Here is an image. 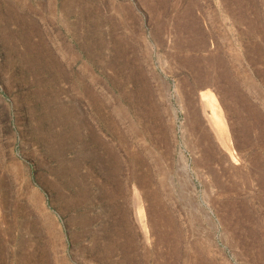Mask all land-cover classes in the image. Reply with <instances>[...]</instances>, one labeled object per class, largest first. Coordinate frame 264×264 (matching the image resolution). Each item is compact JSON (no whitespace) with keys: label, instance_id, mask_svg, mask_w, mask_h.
Returning <instances> with one entry per match:
<instances>
[{"label":"rangeland","instance_id":"1","mask_svg":"<svg viewBox=\"0 0 264 264\" xmlns=\"http://www.w3.org/2000/svg\"><path fill=\"white\" fill-rule=\"evenodd\" d=\"M0 264H264V0H0Z\"/></svg>","mask_w":264,"mask_h":264},{"label":"bare ground","instance_id":"2","mask_svg":"<svg viewBox=\"0 0 264 264\" xmlns=\"http://www.w3.org/2000/svg\"><path fill=\"white\" fill-rule=\"evenodd\" d=\"M220 130H221L220 132H223V128L222 127L220 128Z\"/></svg>","mask_w":264,"mask_h":264}]
</instances>
